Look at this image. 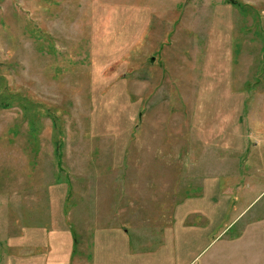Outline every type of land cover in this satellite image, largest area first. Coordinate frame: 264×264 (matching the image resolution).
<instances>
[{
	"label": "rangeland",
	"instance_id": "374dc122",
	"mask_svg": "<svg viewBox=\"0 0 264 264\" xmlns=\"http://www.w3.org/2000/svg\"><path fill=\"white\" fill-rule=\"evenodd\" d=\"M252 1L0 0V264L35 263L45 228L60 227L80 197L106 206L117 177L132 185L134 219L149 225L168 221L177 201L205 206L195 189L210 178L236 207L251 202L217 221L185 215L202 259L246 242L243 230L264 247V175L249 191L240 183L251 176L234 173L264 158L236 157L237 98L227 94L238 73L262 71L238 65L235 35L248 23L237 14Z\"/></svg>",
	"mask_w": 264,
	"mask_h": 264
},
{
	"label": "crops",
	"instance_id": "0c3cea01",
	"mask_svg": "<svg viewBox=\"0 0 264 264\" xmlns=\"http://www.w3.org/2000/svg\"><path fill=\"white\" fill-rule=\"evenodd\" d=\"M241 15L247 17L245 21L248 24L244 22L240 24L235 35L240 41L237 50L238 65L241 62L243 64L260 63L262 71L253 72L256 74L253 78L252 74L249 80L247 77L244 78V72L240 71L236 79V89L229 87L227 94L236 95L237 98L235 108L229 104L230 108L232 107L231 109L237 112L236 132L238 136L236 141L240 145L237 147L236 157L238 159H258L264 158V0H253L251 7L238 13L237 17ZM245 47H252V54L249 56L251 58L245 57L241 61L240 59L245 54ZM259 95L262 96L255 98ZM245 96H249L252 101L245 104ZM227 117L228 114L221 123L222 134L225 133L226 142H228L227 136L230 128ZM245 121L248 126H245ZM257 164L244 163L234 172L251 176L252 182L249 183L248 180L247 187L245 183H240L242 190H254V176L264 175V165ZM117 170L118 174L128 172L127 168ZM115 176H117L116 173ZM117 181L115 178L108 185L109 197L107 196L106 206L102 200L99 201L100 195H95V199H91L90 196L80 197L71 209L60 215L62 224L60 227L54 226L52 232L45 228L46 234L42 237L45 248L37 251L40 253L38 262L35 261L33 264H39L41 257H43V264H245L246 256L250 264H264L261 234L254 237L252 234H246L248 232L244 230L240 231L238 234L244 233L242 239L250 236L246 242L248 244L251 241V245L248 244L245 248L246 242L240 241L234 247L235 249L221 248L216 250L210 258L203 260V255H200L205 247L201 246L202 243L195 246V239L201 234H193L192 228L185 223V215L188 214L198 215V218L203 215L204 220L214 217L217 221L232 208L234 214L239 212V215L250 204V198L243 203L238 202L236 207L237 202L231 204L227 193L221 190L217 182L204 178L200 184L201 188L195 190H202L205 193L201 198L202 200L206 198L205 206L193 207L189 204L187 206L177 201L168 221L161 222L160 218L163 216L160 215V218L149 225L147 217L144 219L133 217L132 185H128L126 177H124V182L118 177ZM102 189L96 187V189L92 188V191L97 193ZM72 209L74 210L73 215L71 214ZM158 219L160 222H157ZM72 223L76 224L79 234L78 232L75 234L70 225ZM154 235L158 236L159 241H146L152 240L151 237ZM42 238H37V241L31 242L30 245L34 243L36 246ZM216 258H222L223 261L217 263Z\"/></svg>",
	"mask_w": 264,
	"mask_h": 264
},
{
	"label": "trees",
	"instance_id": "16d2710c",
	"mask_svg": "<svg viewBox=\"0 0 264 264\" xmlns=\"http://www.w3.org/2000/svg\"><path fill=\"white\" fill-rule=\"evenodd\" d=\"M229 3L235 5V6H240L241 2L239 0H227ZM9 106V105H8Z\"/></svg>",
	"mask_w": 264,
	"mask_h": 264
},
{
	"label": "water",
	"instance_id": "95a60500",
	"mask_svg": "<svg viewBox=\"0 0 264 264\" xmlns=\"http://www.w3.org/2000/svg\"><path fill=\"white\" fill-rule=\"evenodd\" d=\"M152 60V59H151Z\"/></svg>",
	"mask_w": 264,
	"mask_h": 264
}]
</instances>
